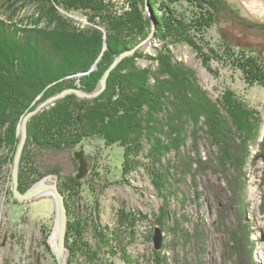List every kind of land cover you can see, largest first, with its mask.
Segmentation results:
<instances>
[{
  "label": "rangeland",
  "instance_id": "1",
  "mask_svg": "<svg viewBox=\"0 0 264 264\" xmlns=\"http://www.w3.org/2000/svg\"><path fill=\"white\" fill-rule=\"evenodd\" d=\"M224 1L231 9L230 15L226 13L221 16L219 24L206 28L203 35L195 41V46L168 39L167 50L164 40L157 34L159 30L167 31L166 20L162 22L160 3L164 2L174 8L176 15L188 19V22L195 14L192 13L194 10L183 0H149L156 27L155 35L147 39L151 33V19L144 0L141 8L149 21L148 33L137 43L130 38V43L127 44L130 46L124 44L118 55L133 51L134 53L125 56V60L139 51H145L154 59L147 61L139 58L137 64L142 68L150 66L152 70L158 67L165 55H171L172 62L184 63L196 72L202 86L214 99L220 98L225 104L223 95L232 94L238 100V106L246 110V114H253L252 117L256 118L252 122L254 125L249 123V126L252 125V129L256 130L257 137L247 142V153L242 154V158L240 153L233 152L235 149L232 146L230 152L233 158L235 155V160L232 158L234 164L226 163L224 154L220 152L222 149L215 143L218 129H215L211 120L202 118L203 122L191 123L190 130L192 125L200 126L203 130H200L202 135L198 138L200 149H193L192 133H189L187 147L176 157L172 154L174 163L169 165L164 177L162 176L165 180L170 178L167 188L172 189L173 194H168V202L154 184V178L162 180L159 164L155 161V156L161 149L153 146L158 135H151L147 139L148 144L143 150L145 155L131 156L129 161L125 160L121 142L107 143L101 137L88 138L69 150H34L36 165L46 174L37 182L55 174L58 176L60 189L63 181L66 186L76 183V188L73 185V189L67 192L61 189L69 209L68 228L71 225L78 239L84 237L92 247H96V244L98 246L96 233H103L108 242L105 243L107 251L108 246H111L106 254L108 264H264V85L252 82L238 65L231 64L228 58L222 56L226 47L222 42L224 36L233 42L256 45L264 54V0ZM33 11L34 7L28 5L15 19H26ZM70 16L82 26L89 23L83 13H72ZM99 29L104 41L102 56L108 47L109 36L106 29ZM206 54L210 57L204 58ZM206 59L208 62L204 63ZM98 61L97 58L88 71L74 74L78 81L63 89L85 90L80 87V78L82 74L84 76L98 70ZM114 70L108 77L105 90L93 99H99L107 90ZM102 75L96 87L89 92L99 87ZM110 86L112 87V83ZM71 94L80 100L93 101L80 98L75 92L67 95ZM67 95L49 103L40 112ZM49 96L36 98L32 102V108L20 118L17 126L19 138L12 163L4 166L0 174V264H58L55 257L58 242L56 198L53 194L45 193L31 200L20 201L12 190V170L20 142L21 120ZM40 112L31 117L28 128L32 118ZM165 118L164 116L161 120L162 123ZM257 118L260 120L257 121ZM186 157L189 159H185ZM167 159L168 156L164 161L165 166ZM201 159L208 163L214 160L213 167L224 165V168H218L217 173H212L207 168L209 175L207 171L205 175L202 172L204 167L200 166ZM238 159L241 170L235 169ZM189 160L192 163L187 168ZM223 161L224 164L221 165ZM124 162L128 164L127 171H124ZM185 167L188 170L192 167L195 176L192 174L187 177L184 174ZM199 167L201 170H198ZM51 169H57L58 172H50ZM180 177L184 181H180ZM195 179L199 187L197 194L193 187ZM162 194L165 193L162 191ZM178 199L180 204H176ZM158 231L162 237L160 248L155 245ZM54 234L56 246L51 241ZM75 237L73 235L72 239L71 234L67 233V247L71 246L65 254L67 264H91L85 263V259L79 254V242Z\"/></svg>",
  "mask_w": 264,
  "mask_h": 264
},
{
  "label": "trees",
  "instance_id": "2",
  "mask_svg": "<svg viewBox=\"0 0 264 264\" xmlns=\"http://www.w3.org/2000/svg\"><path fill=\"white\" fill-rule=\"evenodd\" d=\"M183 1L188 2L194 10L192 13H195L189 22L179 18L176 10L168 4L160 3L162 22L166 20L167 31L159 30L157 34L164 40L167 50L168 39L195 46V41L206 28L219 24L221 16L226 13L230 15L231 9L224 0ZM142 2L144 0H0V174L4 166L12 163L19 138L18 123L22 115L32 108L36 98H45L76 83L78 79L73 75L88 71L98 58L99 69L81 76L79 81L85 90H93L124 44L130 43V38L136 43L144 38L150 25L143 15ZM28 5L33 6L34 11L26 19L16 20L15 16ZM72 13H83L89 23L78 24L70 16ZM99 28L106 29L109 36L108 47L102 56L104 41ZM222 42L226 46L222 56L228 58L231 64L238 65L252 82L264 85L263 50L256 45L233 42L226 36ZM199 51H202L201 48ZM206 57L210 56L206 54ZM139 58L147 61L154 59L145 51H139L123 60L113 71L108 88L99 99L80 100L73 94L67 95L32 118L20 173L22 190H27L46 176L36 165L34 150H69L92 137H101L107 143L121 142L125 160L129 161L131 156L145 155L143 150L148 144L147 139L158 135L154 139V147L161 150L154 160L159 164L161 177L174 163L172 154L176 157L187 147L189 133H192L193 149H200L198 138L203 130L193 125L190 130V124L203 122V119L211 120L218 129L217 140H214L222 149L220 152L224 154L226 163H233L232 146L234 153H240V158L247 153V142L257 137L256 130L249 126V123L254 125L252 122L256 118L252 117L253 114H246L232 94L223 95L225 104L220 98L209 96L196 72L184 63L172 62L171 55H165L154 70L150 66H138ZM164 116L166 118L162 123ZM201 160L200 166L209 168L212 173L224 168L219 164V167H213L214 160H210L211 163ZM236 162L238 167L235 165V169L241 170L239 159ZM191 163L190 160L187 162V168ZM192 169L185 167L184 174L189 177L194 172ZM204 169L202 172L209 175V169ZM125 170H128V164L124 162ZM154 180L162 197L168 201V194H173L172 189L167 188L166 181L170 178ZM180 181L184 179L180 178ZM75 184L66 186L63 181L61 189L67 192ZM73 187L76 188V185ZM193 187L194 192L199 193L196 179ZM178 200L176 204L181 203ZM68 234L72 239L76 235L78 252L85 263L108 264L106 254L111 246L107 251L105 243L108 242L103 233H96L95 238L99 241L96 247L90 246L84 237L78 239L71 226ZM68 248L71 249V246Z\"/></svg>",
  "mask_w": 264,
  "mask_h": 264
},
{
  "label": "water",
  "instance_id": "3",
  "mask_svg": "<svg viewBox=\"0 0 264 264\" xmlns=\"http://www.w3.org/2000/svg\"><path fill=\"white\" fill-rule=\"evenodd\" d=\"M146 9L148 16L151 19V33L147 36V39L152 38L155 35V27L156 22L152 14L151 7L149 5V0H146ZM134 53L132 52H122L118 56L114 58L110 66L105 70L104 74L100 79L99 87L92 91H86L79 88H67L63 89L60 92L49 96L44 101H42L35 109L30 110L25 114V116L21 120L20 124V142L17 147V151L14 158V165L12 170V190L14 192V196L20 200H31L34 197L40 196L45 193L53 194L57 200L58 206V242L59 245L57 249H55V257L57 259L58 264H66L67 260L65 261L66 256L65 252L67 250V233H68V214H67V205L64 193L61 191L58 185V176L53 174L47 177L42 182H37L33 187L28 189L27 191L20 190V166L22 155L24 152V148L29 136V128L28 122L35 114L40 112L44 107H47L49 103L56 101L57 99L64 97L68 93L75 92L79 95L80 98H89L93 99L99 96L106 88L107 81L110 73L114 70L118 64L123 60V58L129 54ZM162 242L161 232L155 235V245L156 247L160 248Z\"/></svg>",
  "mask_w": 264,
  "mask_h": 264
},
{
  "label": "bare ground",
  "instance_id": "4",
  "mask_svg": "<svg viewBox=\"0 0 264 264\" xmlns=\"http://www.w3.org/2000/svg\"><path fill=\"white\" fill-rule=\"evenodd\" d=\"M161 26V25H160ZM159 27V26H158ZM158 32V31H157ZM169 41V40H168ZM125 58V57H124ZM123 58V59H124ZM74 76V75H73ZM82 76H83V74H82ZM108 82V81H107ZM81 87V86H80ZM107 87V86H106ZM210 93V92H209ZM209 95H211V94H209ZM228 99V98H227ZM224 101V100H223ZM174 105V104H173ZM177 107V106H176ZM175 107V108H176ZM172 109V108H171ZM182 111V110H181ZM160 138V137H159ZM158 142V141H157ZM154 146V145H153ZM155 150H157L156 148H155ZM153 152H154V150H153ZM158 152H159V150H158ZM157 153V152H156ZM151 155V154H150ZM182 172V171H181ZM180 173V172H179ZM181 178V177H180ZM161 179H162V177H161ZM167 182V181H166ZM175 183V182H174ZM61 185V184H60ZM68 206V205H67ZM68 209V208H67ZM69 210V209H68ZM73 210V209H72ZM68 213V212H67ZM69 220V219H68ZM70 224H71V222H70ZM69 225V224H68ZM71 226V225H70ZM57 229H58V227H57ZM52 240V243L56 246V235L54 234L53 235V237L51 238ZM57 240H58V230H57ZM162 244V243H161ZM165 244V243H164ZM58 245H59V242H57V247H58ZM67 250H68V247H67ZM67 250H66V252H67ZM66 252H65V254H66ZM66 261V260H65ZM67 264V263H66Z\"/></svg>",
  "mask_w": 264,
  "mask_h": 264
}]
</instances>
